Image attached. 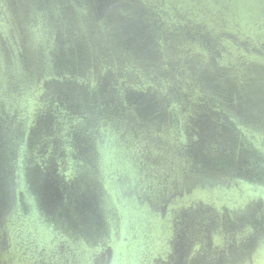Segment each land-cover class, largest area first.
<instances>
[{
	"label": "water",
	"instance_id": "1",
	"mask_svg": "<svg viewBox=\"0 0 264 264\" xmlns=\"http://www.w3.org/2000/svg\"><path fill=\"white\" fill-rule=\"evenodd\" d=\"M0 264H264V0H0Z\"/></svg>",
	"mask_w": 264,
	"mask_h": 264
}]
</instances>
